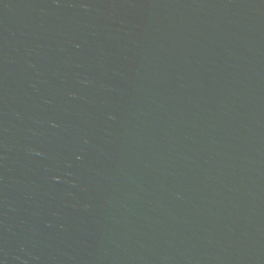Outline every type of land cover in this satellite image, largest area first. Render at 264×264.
Masks as SVG:
<instances>
[{
	"label": "water",
	"instance_id": "obj_1",
	"mask_svg": "<svg viewBox=\"0 0 264 264\" xmlns=\"http://www.w3.org/2000/svg\"><path fill=\"white\" fill-rule=\"evenodd\" d=\"M0 264H264V0H0Z\"/></svg>",
	"mask_w": 264,
	"mask_h": 264
}]
</instances>
